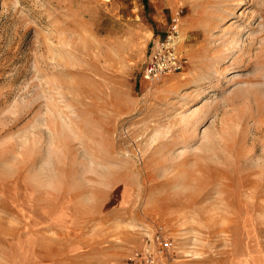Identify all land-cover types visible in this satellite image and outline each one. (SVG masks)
I'll list each match as a JSON object with an SVG mask.
<instances>
[{
  "label": "rangeland",
  "instance_id": "obj_1",
  "mask_svg": "<svg viewBox=\"0 0 264 264\" xmlns=\"http://www.w3.org/2000/svg\"><path fill=\"white\" fill-rule=\"evenodd\" d=\"M144 248L264 264V0H0V264Z\"/></svg>",
  "mask_w": 264,
  "mask_h": 264
},
{
  "label": "built area",
  "instance_id": "obj_2",
  "mask_svg": "<svg viewBox=\"0 0 264 264\" xmlns=\"http://www.w3.org/2000/svg\"><path fill=\"white\" fill-rule=\"evenodd\" d=\"M181 12L182 9L175 12L171 18L169 32L159 38L152 49L144 69L145 78H160L171 72L182 71L186 67L187 58L178 52L180 35L177 23ZM161 244V249H167L169 246L166 241H161ZM130 264H158V257L148 248H144L133 253Z\"/></svg>",
  "mask_w": 264,
  "mask_h": 264
},
{
  "label": "crops",
  "instance_id": "obj_3",
  "mask_svg": "<svg viewBox=\"0 0 264 264\" xmlns=\"http://www.w3.org/2000/svg\"><path fill=\"white\" fill-rule=\"evenodd\" d=\"M130 264V263H129Z\"/></svg>",
  "mask_w": 264,
  "mask_h": 264
}]
</instances>
